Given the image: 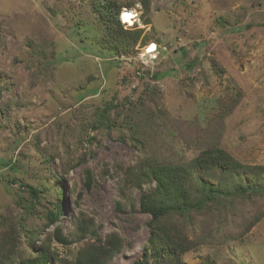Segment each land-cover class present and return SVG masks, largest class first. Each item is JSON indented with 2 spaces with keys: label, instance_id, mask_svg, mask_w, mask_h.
I'll return each mask as SVG.
<instances>
[{
  "label": "rangeland",
  "instance_id": "1",
  "mask_svg": "<svg viewBox=\"0 0 264 264\" xmlns=\"http://www.w3.org/2000/svg\"><path fill=\"white\" fill-rule=\"evenodd\" d=\"M112 1L136 11L139 23L122 19L125 29H143L146 46L129 55L106 44L87 0H0V243L15 241L11 264L28 254L23 228L58 255L55 264L74 263L95 244L92 233L123 240L108 264L140 260L151 219L141 197L155 189L137 176L143 161L190 163L216 147L264 166V0H152L147 13L141 0ZM111 104L120 113L108 128L100 112ZM53 185L64 208L46 227ZM76 221L89 225L85 237ZM176 223L191 247L182 264H264V195ZM57 229L69 245L55 240Z\"/></svg>",
  "mask_w": 264,
  "mask_h": 264
},
{
  "label": "trees",
  "instance_id": "2",
  "mask_svg": "<svg viewBox=\"0 0 264 264\" xmlns=\"http://www.w3.org/2000/svg\"><path fill=\"white\" fill-rule=\"evenodd\" d=\"M94 12L104 23V41L113 47L118 55L127 54L139 44L146 46L142 39L143 29L127 30L121 22L120 14L124 8L112 0H87ZM152 0H141L145 12H149ZM149 22H145V25ZM156 45V44H155ZM157 46V45H156ZM149 79L157 82L161 77L153 74L142 65L137 67ZM138 72V73H139ZM163 77V75H162ZM1 93V91H0ZM119 112V107L111 104L100 112V124L110 128L111 112ZM147 169L140 170L139 176L148 182L155 183L152 193L141 197V210L151 216L148 223L150 238L144 248L142 257L134 264H182L183 255L191 250L189 243L181 236V230L176 225L178 218L185 220L192 212L202 211L209 205L219 204L231 198H243L264 195V166H247L237 161L227 151L221 148H208L190 163H164L143 161ZM50 164V160H47ZM6 165L1 162V165ZM142 171V172H141ZM86 185L90 189L93 177L86 171ZM230 181V182H229ZM28 192L39 200L40 190L26 184ZM56 190V202L45 216V226L57 222L63 206V189L53 185ZM175 217L177 221L175 222ZM174 218V219H173ZM76 232L85 237L89 225L85 221H76ZM25 227V226H21ZM27 237V256L20 259L19 264H55L59 262L56 255L47 244L36 245V232L23 228ZM11 232H19L13 230ZM94 243L87 250L80 252L74 263L60 260V264H108L113 257L123 249V240L112 233L102 241L97 233H92ZM55 240L61 245H69L70 240L63 237L60 231L54 234ZM48 240V239H47ZM15 241L8 237L0 243V264H11L15 254ZM6 249L9 250L8 254Z\"/></svg>",
  "mask_w": 264,
  "mask_h": 264
},
{
  "label": "bare ground",
  "instance_id": "3",
  "mask_svg": "<svg viewBox=\"0 0 264 264\" xmlns=\"http://www.w3.org/2000/svg\"><path fill=\"white\" fill-rule=\"evenodd\" d=\"M130 14L131 16V20H129L125 14ZM140 18V17H139ZM121 19H123V22H125L126 24H128V26L132 23H139L138 17L136 15V11L132 10V9H125L122 11V15H121ZM157 50V46L155 44H153L152 46L149 47V51L148 53L150 55H152L154 57V53Z\"/></svg>",
  "mask_w": 264,
  "mask_h": 264
},
{
  "label": "snow or ice",
  "instance_id": "4",
  "mask_svg": "<svg viewBox=\"0 0 264 264\" xmlns=\"http://www.w3.org/2000/svg\"><path fill=\"white\" fill-rule=\"evenodd\" d=\"M126 15V17L129 19V20H131V16H130V14H125Z\"/></svg>",
  "mask_w": 264,
  "mask_h": 264
},
{
  "label": "built area",
  "instance_id": "5",
  "mask_svg": "<svg viewBox=\"0 0 264 264\" xmlns=\"http://www.w3.org/2000/svg\"><path fill=\"white\" fill-rule=\"evenodd\" d=\"M152 45H153V44H151V46H152ZM146 49H147V50H149V48H148V47H146ZM156 51H157V50H156ZM143 64H144V65H147V64H146V63H144V62H143Z\"/></svg>",
  "mask_w": 264,
  "mask_h": 264
}]
</instances>
